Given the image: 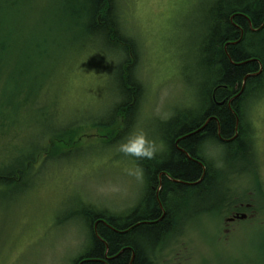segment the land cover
<instances>
[{
  "label": "rangeland",
  "instance_id": "374dc122",
  "mask_svg": "<svg viewBox=\"0 0 264 264\" xmlns=\"http://www.w3.org/2000/svg\"><path fill=\"white\" fill-rule=\"evenodd\" d=\"M51 1L44 3L49 6ZM214 1L117 0L122 29L139 44L138 71L145 87L139 112L120 139L110 141L106 130L93 125L105 117L115 96L108 77L117 59L110 52L90 50L69 72L68 82L56 80L41 91L42 86H34L30 103L16 106L14 102L17 116L0 132V165L10 166L23 151L40 144L47 148V137L55 129L73 127L79 132L73 149L66 146L65 154L37 158L35 175L26 186L0 187V264H72L89 243L81 211L120 214L134 207L144 191V175L136 158L125 155L120 146L143 135L156 146L157 157L165 151L161 122L181 107H196L204 80L197 66L199 44L208 30ZM247 101L252 153L248 161L234 163L238 168L233 173L223 169V181L231 192H254L264 212V95ZM205 145V156L223 168L218 158L221 149ZM191 219L183 221L186 229L173 233L156 249L152 264H176L185 254L196 263L219 256L221 219L215 213ZM259 219L254 228L261 232L252 235L257 241L264 237V216Z\"/></svg>",
  "mask_w": 264,
  "mask_h": 264
},
{
  "label": "trees",
  "instance_id": "16d2710c",
  "mask_svg": "<svg viewBox=\"0 0 264 264\" xmlns=\"http://www.w3.org/2000/svg\"><path fill=\"white\" fill-rule=\"evenodd\" d=\"M51 2L48 6L44 0H0V115L6 116L0 128L8 126L17 116L14 102L16 106L30 102L29 94H32L34 86H42L41 91L56 80L68 82L69 72L90 53L89 49L85 51L81 48L66 56L72 37L63 38V33L54 32L56 30L46 23L49 17L58 19L67 14V30H72L75 38H81L86 44L89 40L96 41L117 59L112 72L113 78L119 81L117 93L107 119L101 118L93 125L106 130L108 134L105 136L110 141L118 140L130 129L145 94L138 71L140 51L137 40L122 29L117 0ZM211 10V22L216 23L209 24L205 33L207 42L199 50V69L210 88L217 90L216 97L226 99L225 104L219 107L214 101L202 103L197 106L198 109H191L192 112L180 110L173 118L161 122L160 130L167 153L154 162L139 158L136 162L145 180V203L140 207L147 206V212H144L147 222L120 234L111 228L118 229L121 219L123 223L128 222L132 218H128L129 215L84 212L86 221L91 225L99 220L98 230L109 244L110 256L125 247L117 258L106 260L105 244L100 241L94 252L103 260L84 264H129L133 252L132 264H143L147 258H152L156 250L151 251V244L171 225H175V219L178 222L182 220L185 211L190 214L189 211L203 213L218 209L222 197L220 182L224 173L215 166L217 162L214 159L205 157L202 150L205 143H216L219 148L226 144L232 159L249 160L252 145L248 142L245 108L241 109L237 100L229 105V100L242 90L244 80L245 88L240 98L245 102L264 95V88L256 84V81L264 84V0H215ZM94 50H98L97 47ZM22 52H36L39 60L29 67L19 65L15 58ZM208 58L212 59L210 65L207 64ZM37 70L43 71L46 78L41 77L38 81L34 77ZM257 73L259 75L254 76ZM235 85H238V91H235ZM12 89H16L15 92ZM180 121L189 126L188 130L192 133L182 139L179 135L184 133L177 132ZM68 128L50 132L47 148L46 144H40L30 153L23 151L10 166L0 165V184L23 188L35 175L38 157L45 155L44 158L53 159L73 149L79 131ZM202 139L203 145L199 148ZM60 145H63L61 151ZM66 146L69 149L64 150ZM176 200L180 201V205L174 211L172 203ZM137 209L134 207L131 214ZM164 210L166 213L162 217ZM103 218L111 227L103 224ZM137 218L135 216L133 221ZM147 264H151L150 261Z\"/></svg>",
  "mask_w": 264,
  "mask_h": 264
},
{
  "label": "bare ground",
  "instance_id": "6f19581e",
  "mask_svg": "<svg viewBox=\"0 0 264 264\" xmlns=\"http://www.w3.org/2000/svg\"><path fill=\"white\" fill-rule=\"evenodd\" d=\"M17 9H18V7H17ZM19 10V9H18ZM212 11V10H211ZM210 11V12H211ZM37 13V12H36ZM35 13V14H36ZM66 13H70V12H66ZM237 13H235V15H236ZM209 16H210V13H209ZM68 18V16H67V14H62L61 16H59V18L58 19H56L55 17H53V18H47L46 20H47V22L46 23H48V25L50 26V27H52V29H54V30H56V31H54V32H60V33H63V36H65V37H63V38H66V37H69V36H71L72 37V41H71V43L69 44V46H68V49H67V52H66V56H68V55H70V53L72 54V53H74V52H72V51H77V50H80L81 48H84V50L86 51V50H92V49H94V47H97V49L98 50H96V51H99V52H101V53H103L102 51H106V48L104 47V46H101L100 44H98L96 41H91V40H89V41H87V43L89 44H86V43H84L83 42V40H81V38H79V37H76L75 38V34H72V30H67V28H68V26H69V24L68 23H65V19H67ZM210 21H209V24L210 25H214L216 22H211V19H209ZM213 21V20H212ZM206 33V32H205ZM242 36H243V34H242ZM206 42H207V38L206 37H204L202 40H201V44H199L200 45V47H199V50L200 49H202L203 48V46L206 44ZM235 43V42H234ZM139 45V44H138ZM139 51H140V48H139ZM39 56H38V53H36V52H32V53H25V52H22V53H20V55L19 56H16V58H15V60H18L19 62H17V63H19V65H23L24 67L25 66H27V67H29L28 65H31V63L32 62H34V61H38L39 59ZM197 59H198V61H197V66H198V68H199V63H200V57H197ZM211 58H208V65H210V62H211ZM114 66H115V64H113V69H112V72H113V70H114ZM34 77L36 78V79H38V81H39V79H41V77H43L44 79L46 78V74L45 73H43V71H40V70H37V71H35V73H34ZM113 73H111L110 75H109V77H108V82L110 83V84H112L113 85V87H114V94H116L117 92H116V86L117 85H119V81L117 80V79H115V78H113ZM256 75H259V73H257V74H255L254 76H256ZM209 80V79H208ZM210 81H212V80H210ZM203 83H202V85H201V87H200V89H199V92H198V95H197V105H196V109H198L197 108V106L198 107H200L201 106V104L202 103H207V104H209L211 101H214V103L215 104H217V106H219V107H223L224 106V104H225V101L226 100H219L218 99V97H216V91L217 90H213L212 88H210V85H209V83L208 82H206V80H203L202 81ZM256 84H257V86H259V87H261V88H264V84H263V82H259V81H256ZM219 85H222V84H220L219 83ZM243 88H242V90L240 91V92H238V94H242V92L244 91V88H245V80H244V82H243V86H242ZM13 90V92H15V90L14 89H12ZM239 89H238V85H235V91H238ZM237 93V92H236ZM226 98H228V97H226ZM31 102V101H30ZM30 102H27V103H30ZM224 103V104H223ZM219 104V105H218ZM221 104V105H220ZM240 104H241V109L242 108H245V99H243V98H241L240 99ZM182 108V107H181ZM180 108V110L183 112V111H185V112H192L191 111V109H194V107H192V108H188V107H184V108H182L181 109ZM106 115H105V117L103 118L102 117V119H107V116L109 115L108 114V112H106L105 113ZM236 115V114H235ZM213 116H215V115H213ZM174 117V116H173ZM172 117V118H173ZM6 119V116L5 115H0V124H1V122L2 121H4ZM106 121V120H105ZM181 123H178L177 125H180L179 127H178V129H177V132H178V134H183V135H179V138L180 139H182V138H184V137H188L189 135H191L192 133L188 130V129H190L189 128V126H186V124H184V122L183 121H180ZM2 126V125H1ZM5 127H7V126H4V127H1L0 128V132H3L4 130H5ZM67 128H64V130H66ZM54 131H61V130H57V129H55ZM204 141V139H202L201 141H200V144L202 143ZM211 141V140H210ZM129 142V141H128ZM208 143H211V142H208ZM176 144H177V142H176ZM206 144V143H205ZM211 144H214V145H216L217 147H219L220 145H217L216 143H211ZM203 145V143L200 145V147L199 148H201V146ZM166 146V145H165ZM164 146V148H166ZM221 147H223V148H220L221 149V151H220V156L218 157L219 158V160L221 161V163L223 164V165H225L223 168L221 167V170H222V172L224 171L223 169H227V171H228V173H231L232 171H235V168H238V167H235L234 166V163L235 162H237L238 160H236V159H232V157L230 156L231 154H230V152H229V150H230V148L229 147H227V145L225 144L224 146H221ZM204 149V152H205V149H206V145H203L202 146V150ZM30 152H32V151H28L27 153H30ZM167 153V151H163V152H161L160 154H158V156L156 157V156H154L152 159H146V158H139V159H141V160H147V161H151V162H154L155 161V159H158V158H163V156L165 155ZM205 154V153H204ZM206 157V156H205ZM136 158V157H135ZM207 158V157H206ZM139 159L138 158H136V162L137 161H139ZM219 161V162H220ZM222 165V166H223ZM142 171V170H141ZM143 173V172H142ZM159 177H160V179L162 178V175L160 174L159 175ZM223 180V179H222ZM222 182V181H221ZM221 182H220V184H221ZM1 186H3L2 184H0V187ZM145 190V189H144ZM144 192V191H143ZM144 194H142V196H141V198L140 199H138V201L136 202V204L134 205V207L136 208V207H138V209L133 213V214H131L132 213V209L134 208H132V209H130V210H128V211H126V212H123V213H120V214H123V215H129V216H127L128 218H130V217H132L131 219H128V222L126 221V222H124L123 223V219H121L120 221H121V223L122 224H118V229H116V228H111V229H113V230H115L117 233H120V234H123V233H128L130 230H132V229H135V228H137L138 226H140L141 224H143V223H146L147 221L146 220H148V219H146L147 218V216H145L144 214L147 212V206L146 205H142L141 207H140V205L142 204V203H145V200H144V197L146 196V194L143 196ZM161 205V207L163 208V206H162V204H160ZM179 205H180V201L179 200H176V201H174L173 203H172V208L174 209V211H175V209L177 210V208L179 207ZM139 207H140V210H139ZM164 209V208H163ZM140 211H141V214H140ZM189 211V210H188ZM84 212H86V211H81V214H82V217H84V218H82V219H84V221L86 222V224H87V230H88V233H89V243H88V246H87V248L84 250V252L83 253H81L78 257H76L75 259H73V263L72 264H84V263H87V262H99V261H102L103 259H101L100 258V256H98L97 254H96V252H94V250H95V247H96V245H97V243L98 242H100V241H103L104 242V244H105V254H104V259L106 258V260H112V259H115V258H117L121 253H122V251H123V249L125 248V247H123V248H121L117 253H115V254H113V255H109V244H108V242H106V240L102 237V235H101V233H100V231L98 230V222H99V220H96V221H94L93 223H92V225H91V223H89V221H86L85 220V213ZM105 212H107V213H109L110 214V212H108V211H105ZM145 212V213H144ZM171 212L173 213V210H171ZM186 212V211H185ZM185 212H184V214H185ZM78 213V211L75 213V214H77ZM165 213H166V210H164V212H163V215H162V217H164L165 216ZM112 214H114V213H112ZM131 214V215H130ZM135 216H138V218L135 220V221H133V218H135ZM182 218V217H181ZM102 221L104 222L103 224H105V225H107L108 227H111V225L103 218L102 219ZM175 225L174 226H170L168 229H167V231L161 236V237H159L158 238V240L157 241H155L153 244H151V246L150 247H152V248H150L151 249V251L153 252L155 249H157L158 247H160L163 243H164V241L169 237V236H171L173 233H176V230H177V225H178V223H180V220H179V222L175 219ZM140 236V235H139ZM144 242V241H143ZM93 251V253H92V251ZM156 251V250H155ZM154 251V252H155ZM133 256H132V258H131V260H130V263L129 264H132V261H133V258H134V252H133V254H132ZM79 258H81L82 260H80V261H78L79 260ZM78 261V262H77ZM145 264H147V262H145Z\"/></svg>",
  "mask_w": 264,
  "mask_h": 264
},
{
  "label": "flooded vegetation",
  "instance_id": "af4514ba",
  "mask_svg": "<svg viewBox=\"0 0 264 264\" xmlns=\"http://www.w3.org/2000/svg\"><path fill=\"white\" fill-rule=\"evenodd\" d=\"M240 99V94H235L229 100V105H232V102L235 100L239 103ZM247 103L248 101L245 102L246 105ZM254 162L255 159H253V165ZM225 182L222 180L220 184L222 190L220 207L214 209L213 212H203L215 213V217L218 216L222 221L221 231L219 235L217 234L221 247L219 256L214 261L206 259L204 262L196 263L192 256H186L187 254H185V256L177 258L176 264H264V237L261 241L255 240L256 237L252 238L255 232H261V230L254 227H258L256 224L258 220L260 221L259 218L264 216V212L261 211L256 197L253 196L254 192L245 194L231 192L229 189H226ZM258 183L261 184L260 180ZM255 196H258V194H255ZM189 213L186 212V217L183 215V219L177 225L176 232L186 229L187 225L183 223L189 222V219L192 220V217L201 214L202 211L196 213L189 211ZM149 261L152 264V259L149 258L143 264Z\"/></svg>",
  "mask_w": 264,
  "mask_h": 264
},
{
  "label": "clouds",
  "instance_id": "9594fccd",
  "mask_svg": "<svg viewBox=\"0 0 264 264\" xmlns=\"http://www.w3.org/2000/svg\"><path fill=\"white\" fill-rule=\"evenodd\" d=\"M120 151L125 155H130L136 158L152 159L156 154V146L149 142L145 136L139 135L129 142L120 146Z\"/></svg>",
  "mask_w": 264,
  "mask_h": 264
}]
</instances>
